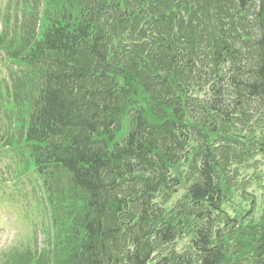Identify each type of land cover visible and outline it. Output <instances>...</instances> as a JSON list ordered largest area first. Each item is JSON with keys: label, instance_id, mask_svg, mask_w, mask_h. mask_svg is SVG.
Listing matches in <instances>:
<instances>
[{"label": "trees", "instance_id": "trees-1", "mask_svg": "<svg viewBox=\"0 0 264 264\" xmlns=\"http://www.w3.org/2000/svg\"><path fill=\"white\" fill-rule=\"evenodd\" d=\"M222 2L208 0L213 24L203 29V40L196 29L183 32L184 23L179 24L182 34L162 36L166 70L162 67L161 79L158 74L155 80L144 76L145 68L138 66L129 70L118 65L117 73L108 71L112 35L128 19L116 17L108 29L103 14L117 11L108 0L92 1L76 17L62 9L22 57L25 64L40 68L26 129L28 152L39 172L66 171L82 198L77 264L224 261L223 242H214L212 215L222 200L217 169L227 156L209 146L207 134L217 130L216 118L231 123L247 110L264 115V0L232 3V10L247 12L253 30L252 38L240 40V46L230 41L222 24L228 15ZM81 54L83 61L76 63ZM170 75L196 80L199 90L209 94L200 105L204 114L198 121L185 120L190 105L177 101L178 82L173 85ZM142 94L153 98L154 117L138 106ZM129 110L134 111V124L119 140ZM192 139L200 143V166L199 179L188 189L189 214L205 224L195 230L192 253L172 252L155 259V240L171 242L181 233L155 195L177 185L171 169L189 157ZM122 237L127 241L119 251ZM255 249L256 264H264V226Z\"/></svg>", "mask_w": 264, "mask_h": 264}, {"label": "rangeland", "instance_id": "rangeland-1", "mask_svg": "<svg viewBox=\"0 0 264 264\" xmlns=\"http://www.w3.org/2000/svg\"><path fill=\"white\" fill-rule=\"evenodd\" d=\"M94 0H0V145L5 146L9 139L19 140L22 145V123L25 122L27 102L34 92L35 70L33 67L18 61V53L25 54L37 41L46 24L50 23L62 9H66L74 17L79 16ZM115 0H108L114 2ZM156 2L155 0H129ZM191 0L188 1L190 3ZM194 3L193 11H181L176 8L179 2L186 5V0H165L163 9L170 12L169 24L166 29L179 23H185L187 30L194 29V22H204L208 14V1ZM116 3V1H115ZM118 5L124 6L123 0ZM223 6L228 15L232 16L230 0H223ZM178 13V14H177ZM185 19L182 21L181 18ZM227 15V16H228ZM114 14H103V22L112 28L110 20ZM228 19V20H227ZM225 19L226 22L230 18ZM242 19L244 30L241 34H249V18L246 14L232 16L233 23ZM133 26L121 29L117 41L111 44V54L107 64L108 71L117 73V66H127L132 70L129 60L134 57L138 67H144V76L150 77L163 74L165 65L163 54L155 51L157 46L148 42L140 43L137 35L142 37L145 27L128 32ZM232 29L227 28L228 32ZM150 32L153 29H149ZM118 34V31H116ZM134 48L128 52L127 48ZM76 63L83 61V55L75 59ZM38 70V69H37ZM173 85L176 82L184 88L182 78L170 75ZM172 92L174 89L171 90ZM178 94L179 92L176 91ZM199 98L201 93H195ZM153 95H158L155 92ZM184 96L182 97V99ZM153 98L142 94L138 98V106L154 117L151 110ZM155 100V99H154ZM199 99L192 104L197 109L196 116L204 114L199 108ZM190 115V114H189ZM134 124V111L129 110L123 118L122 129L118 139L123 138ZM214 144H219L221 151L226 152L227 160L218 172V183L223 193L221 210L216 214L217 227L220 228L223 245L226 250L222 264H255V242L262 226H264V117L256 114L252 121L236 118L231 123H219L218 131L213 136ZM217 146V145H214ZM191 155L188 160L176 164L171 172L179 178L177 186L161 189L155 196V202L160 206L166 218L178 227L182 233L173 242L162 243L155 240L157 249L155 258L164 254L176 255L192 249V238L196 222L186 211L190 207L187 186L196 178L198 166L196 152L199 145L194 141L191 145ZM24 166L25 177L19 181L16 191L5 192L0 189V264H77L74 255L78 240L83 235L81 230L82 198L68 182L67 175L62 170H56L51 176L52 191L47 189L32 174L28 173L27 165L32 167L30 159L24 150L14 153L0 148V185L3 184L4 173L14 166ZM14 178V177H13ZM6 180V179H5ZM42 182V181H41ZM4 184H6L4 182ZM10 185L12 183L10 182ZM214 215V214H213ZM212 215V216H213ZM33 222L32 231L36 230L31 243H25V223ZM202 223V222H200ZM183 229V230H182ZM30 231H28L29 233ZM126 238L118 240L117 249L123 248ZM127 245V244H126Z\"/></svg>", "mask_w": 264, "mask_h": 264}]
</instances>
